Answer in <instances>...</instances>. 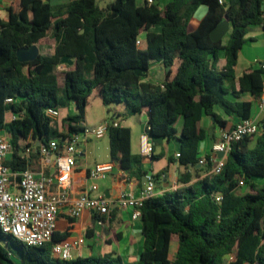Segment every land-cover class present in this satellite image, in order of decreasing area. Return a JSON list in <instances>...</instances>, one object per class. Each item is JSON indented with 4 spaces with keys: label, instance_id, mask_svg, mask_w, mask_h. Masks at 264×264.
I'll return each instance as SVG.
<instances>
[{
    "label": "trees",
    "instance_id": "1",
    "mask_svg": "<svg viewBox=\"0 0 264 264\" xmlns=\"http://www.w3.org/2000/svg\"><path fill=\"white\" fill-rule=\"evenodd\" d=\"M201 6L207 11L194 24ZM6 11L7 17L0 18V131L11 145L6 166L27 170L39 156L38 142L62 141L66 134L82 132L88 98L97 91L105 106L124 104L130 116L145 113L152 145L176 139V161L191 171L180 175L177 189L143 201L142 251L128 264H264V184L258 182L264 178V128L231 145L219 174L190 183L212 167L209 161L203 170L199 165L198 147L207 136L202 117L223 129L227 122L214 112L216 107L244 120L250 118L252 103L241 96L260 99L264 71L249 68L236 79L234 68L247 30L264 29V0H227L223 5L218 0H170L163 7L157 0L151 5L147 0H111L105 7L96 0L56 5L12 0ZM222 21L229 22V31L213 41L211 31ZM142 37L144 48L137 44ZM49 40L54 43L51 55L17 61L19 49ZM220 53L224 65L218 68ZM65 57L73 67L65 64L69 69L57 71ZM152 62L169 68L161 84L145 81ZM60 89L63 101L57 97ZM7 98L12 102L6 104ZM67 104H73L75 114L61 119L60 132L44 111ZM7 112L15 117L8 122ZM107 137L110 162L123 171L140 166L131 153L129 127H112ZM28 138L34 148L26 158L21 153ZM216 194L222 196L219 202ZM173 238L177 249L170 259ZM52 242L29 247L0 230V264H124L112 255L60 260L51 255Z\"/></svg>",
    "mask_w": 264,
    "mask_h": 264
},
{
    "label": "crops",
    "instance_id": "2",
    "mask_svg": "<svg viewBox=\"0 0 264 264\" xmlns=\"http://www.w3.org/2000/svg\"><path fill=\"white\" fill-rule=\"evenodd\" d=\"M11 1L0 0V18L5 19L7 17L6 8ZM59 3L61 2L53 5ZM206 11V7H199L193 16L192 22L197 24L205 15ZM151 30L159 31V28L154 27ZM143 38L140 41L141 48L145 47V40ZM245 38L246 43L238 53L237 64L234 68L236 79L242 75L244 70L259 68L264 63V29L260 26H252L248 29ZM246 47L247 50L245 49ZM256 47L262 48V51L254 53L252 50ZM223 65L224 57L220 53L217 66L221 68ZM174 69L175 67L172 68V72ZM168 71L160 62H152L145 81L152 84H161ZM240 99L252 103L250 118L256 122H260L262 117L257 102H254L253 98L247 94H243ZM66 110V116L75 114L73 104L66 108ZM214 112L227 122V128H231L239 122V119L235 116H226L220 107H216ZM66 116H61V119ZM104 121L102 117L94 124L97 126ZM116 122L119 126L130 128L131 153L139 157L140 166L123 171L115 164L114 171L105 180H100L102 183H99V181L93 182L88 178V171L95 164L110 162L108 137L106 136L107 142L105 143L102 142V138L97 140V143L94 145H91L92 143L89 141L80 145L81 154L77 158L71 175L69 189L70 203L60 209L56 229L53 234L54 242L84 237V245L80 249V252H73V259L78 257L112 255L119 257L124 264L135 262L142 251L143 237L141 235V221L140 219L133 220L129 209H121L116 205L118 194L121 191H125L138 197L145 188L146 176L152 175L155 186L150 197H158L180 187L181 185L178 183L180 175L187 171L191 172L190 169L180 166L176 161V154L180 149V143L176 139L169 141L162 140L152 145L153 151L149 158L140 156L139 140L140 136L145 132L147 123V115L145 113L136 116L128 115L124 121L118 120ZM212 122V118L208 116H203L201 119V126L207 131V136L200 142L198 147L200 159L210 154L213 143L220 135V129L216 125H212ZM92 126L94 127L95 125ZM180 127L181 120L176 125L177 130ZM59 131L62 132V130ZM1 133L2 131H0V135H2ZM96 151L102 152V154L99 152V154H96ZM21 155L26 158L30 156V154L25 155L24 153ZM152 156H159V158L158 160H152ZM169 159H172L173 162H170ZM30 163L31 165L28 167V170L32 171L35 175L42 174L46 177H55L57 174L54 154L46 158L38 156L30 161ZM201 168L203 170L204 166H201ZM205 175L206 173L202 172L200 177H193L190 183H194ZM258 182L259 184H264V178ZM93 183L98 187L96 191H90V186ZM83 191H89L91 196L106 197L110 201L109 215L98 217L89 211H84L78 218H72L69 215L70 204ZM99 219L102 221V224H98ZM172 242H175L176 245L172 250L170 244V259L174 258L177 249L176 238H173ZM84 248L87 249V255H83Z\"/></svg>",
    "mask_w": 264,
    "mask_h": 264
},
{
    "label": "built area",
    "instance_id": "3",
    "mask_svg": "<svg viewBox=\"0 0 264 264\" xmlns=\"http://www.w3.org/2000/svg\"><path fill=\"white\" fill-rule=\"evenodd\" d=\"M227 0H218L223 5ZM148 4L154 0H147ZM141 40L137 41L140 46ZM65 64L57 67L58 71L64 70ZM264 71V63L260 65ZM12 102L11 98L5 99V103ZM261 113V121L256 122L252 118L239 120L231 128L220 129L219 138L213 143L209 159L206 157L199 160L200 166H206L208 161L211 169L207 175H217L220 173L227 154L234 142L244 137L254 138L264 128V75H262V92L257 102ZM45 117L51 121L60 119L58 108H47L44 111ZM11 112L5 115V121L14 119ZM115 121H104L94 127H84L80 133H69L62 141L51 140L48 144L37 143L38 154L41 158L55 156L56 176L46 177L42 174L35 175L30 170L16 172L5 165L7 156L11 153V145L7 133L0 135V230L4 235L11 236L17 241L29 247H42L52 242V237L56 229L57 218L60 209L70 203L69 189L71 175L73 173L77 158L81 154L80 142H86L90 138L96 140L107 136L110 128L117 127ZM28 145V146H26ZM24 151L30 154L34 148L33 143L28 138L22 143ZM153 146L144 132L139 140V153L143 158L151 157ZM21 153V154H22ZM218 153H222L221 158ZM179 153L176 154V158ZM113 162L95 164L88 171V178L93 181L105 180L115 168ZM154 177L146 176L144 190L138 197L131 193L121 191L116 198V205L121 209H129L133 220L140 219L143 201L150 197L154 189ZM97 185L93 183L90 191H96ZM216 202L222 198L221 194H216ZM84 211H89L98 217L107 216L110 213V201L104 196H91L89 191H83L69 207V215L78 218ZM98 224H102L99 219ZM84 237L76 239H65L60 242H52L51 255L60 260L73 259V252H80L84 245Z\"/></svg>",
    "mask_w": 264,
    "mask_h": 264
},
{
    "label": "rangeland",
    "instance_id": "4",
    "mask_svg": "<svg viewBox=\"0 0 264 264\" xmlns=\"http://www.w3.org/2000/svg\"><path fill=\"white\" fill-rule=\"evenodd\" d=\"M65 0H51V4H55L57 2H64ZM99 5L101 7H105L111 0H96ZM168 0H157V3L159 6L163 7L166 2ZM248 31V30H247ZM248 47V46H247ZM247 47L245 48L247 50ZM39 49V53H41L40 55H50L53 52L54 49V43L52 40H49V43L46 45H42V46H38ZM245 50V51H246ZM254 53L255 52H260L262 51V48L260 47H256L254 50H252ZM73 67V66H72ZM71 68V67H70ZM67 69H69V67L64 66V70L66 71ZM58 71V70H57ZM59 84L62 88L63 86V76L60 77L59 79ZM57 97L60 98V100H64V94L62 89H60L57 93ZM71 104H67V105H62L60 106L59 112H60V119L59 120H54L52 121V126L56 127L58 130H63L61 127V116H66L67 115V110L66 108L70 107ZM130 115L127 108L125 107L124 104H110V105H103L100 97L97 93V91H93L91 93V95L88 98V104L85 110V119L83 121V123H81L82 126L85 127H93L92 125L94 124L96 121H98L99 119H101L102 117L104 118V120L112 122V121H124L126 119V117ZM5 131H2L1 134H4ZM6 134V133H5ZM87 141L91 142V145H94L95 143H97L96 139L94 138H90ZM102 142L105 143L107 142V137L105 136V138L102 139ZM80 144H84V141H81ZM99 151H96V154ZM100 154H102V152H99ZM98 153V154H99ZM10 156H7V159H9ZM99 183H102L101 181H99ZM238 191H241V189H238ZM244 191V190H242ZM176 243L172 242L171 243V248L172 250L174 249ZM83 255H87V249H83Z\"/></svg>",
    "mask_w": 264,
    "mask_h": 264
},
{
    "label": "water",
    "instance_id": "5",
    "mask_svg": "<svg viewBox=\"0 0 264 264\" xmlns=\"http://www.w3.org/2000/svg\"><path fill=\"white\" fill-rule=\"evenodd\" d=\"M229 31V22L228 21H222L220 24H218L212 31H211V39L213 41L221 40ZM83 32V31H82ZM81 32V33H82ZM39 56V49L38 46L33 45L27 48H21L16 52V59L18 62H29L35 60ZM62 64H66L69 66L73 65V62L68 60L67 57L62 59ZM39 67L36 72H39ZM169 70V68H167ZM138 75H141L140 73H137ZM213 120V119H212ZM219 158L223 156L222 153L217 154Z\"/></svg>",
    "mask_w": 264,
    "mask_h": 264
}]
</instances>
